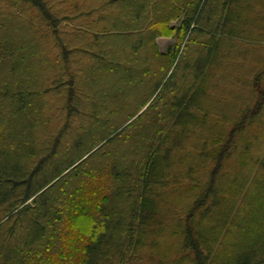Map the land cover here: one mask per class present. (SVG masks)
Here are the masks:
<instances>
[{
  "label": "trees",
  "instance_id": "16d2710c",
  "mask_svg": "<svg viewBox=\"0 0 264 264\" xmlns=\"http://www.w3.org/2000/svg\"><path fill=\"white\" fill-rule=\"evenodd\" d=\"M131 1L134 12L129 14H132L130 21L125 15L115 16L116 20L103 13L100 15V19L107 18L105 22L112 25L103 24L102 34L96 31L93 43L74 40V44L67 36L56 33V47L52 46L55 52L58 50L56 57L63 63L81 54L91 53L99 59V70L106 75L102 74L98 93L101 102L107 101V105L115 108L110 109L111 114L108 112L111 122L102 119L104 115L96 116L92 109L85 110V115L80 116L99 123L89 127L82 123L71 125L73 134L71 128L68 131L65 128L58 137L39 144L33 140L27 148L30 131L34 136L40 130L34 123L38 119L36 109L27 110L33 105L37 91L0 82V264H135L138 259L144 261L146 254L168 253L159 248L164 231L180 240L171 264H264V153H261L262 163L259 159L260 165L256 166L255 161L252 163L254 142L248 141L240 148L242 142L237 139L241 135L239 129L246 133L252 122L259 118V123L264 122L263 90L260 91L262 100L257 99L252 106L244 108L241 126L237 122L228 127L218 126L214 129L213 142H206L199 152L200 159L204 158L199 169H209L207 184L198 182L194 167L176 182L179 189L185 184L184 177L187 184H191V176L192 180L196 179V184L187 187L194 192L190 202L179 203L181 207H178L168 198L166 189L162 193L157 191L174 179L170 169L176 162L183 137L189 135L186 125L198 118V110H192L197 91L208 93V84L201 82L196 91L187 90L188 96L178 95L169 100L168 85L185 55L181 53L178 57L179 45L161 52L157 37L174 35L178 30L179 36L193 33L192 40L193 35L204 31L212 14L218 15L217 26L227 28L231 20L240 16L235 15V10L241 8V0H223L221 6L218 0ZM36 5L42 11L46 7ZM174 19L180 23L172 25ZM117 23L129 28H114ZM233 30L232 22L229 32ZM123 41H126L124 47L121 46ZM84 43L89 48L82 46ZM12 44L10 39L0 44L3 69L19 49ZM152 46L156 48V55L175 63L171 74L164 77L166 82L161 80L155 88L151 80L148 86L146 76L150 69L146 61L138 57L141 49ZM214 46L213 43L208 49H202L194 58L196 80L209 75L210 66L218 59ZM134 66L139 76L134 81L125 80L132 90L140 86L130 93L116 88L112 92L108 76L118 70L131 73L129 70ZM70 76L68 109L76 97L75 77ZM140 76L145 77L144 80L139 79ZM139 80L141 83H135ZM56 84L53 87L65 93L60 90L61 84ZM258 86L261 89L259 82ZM153 93L156 95L151 103L130 121ZM138 94H148V98L136 109L128 108L135 97L142 96H136ZM82 97L87 100V95L82 94ZM23 113L27 114L24 123L32 119L24 132L21 130ZM73 114L78 115V110L71 109L69 116ZM244 119L250 122L244 123ZM69 132L75 136L72 142L69 137H63ZM69 144L74 154L59 157L61 149L68 148ZM37 157L41 161L36 169L31 162ZM54 158L58 160L46 170L44 166ZM105 174L111 179L105 178ZM109 187L111 193L107 190ZM33 196V202L22 207V203ZM118 196L126 202L119 201L115 205L114 198ZM168 200L171 206H165ZM174 209L176 211L172 212ZM24 252L28 263L14 257ZM44 254L47 258L43 260ZM167 256L165 264H170Z\"/></svg>",
  "mask_w": 264,
  "mask_h": 264
},
{
  "label": "rangeland",
  "instance_id": "374dc122",
  "mask_svg": "<svg viewBox=\"0 0 264 264\" xmlns=\"http://www.w3.org/2000/svg\"><path fill=\"white\" fill-rule=\"evenodd\" d=\"M218 1L221 6L223 0ZM36 3L39 5H46L44 11L40 10ZM129 3V0H0V44L2 45V43L8 42L10 39V43L12 42V45L19 48L11 57L10 62L6 63L5 69L2 68L3 65L0 66V82L1 84L7 82L10 84L13 83L14 85H24L26 89L37 91L36 99L33 100V105L27 110L30 111L33 107L36 109L35 112L38 119H35L34 123L37 125L36 128L40 130L39 134L34 136H32V131H30V140L26 142L27 148L30 147L33 140L39 144L40 142L49 141L52 138L58 137L65 128L67 131L71 128L73 134L71 125L82 123L84 126L89 127V125L98 124L99 122L94 123L90 117L88 119V116H80L81 113L85 115V110L90 111L92 109V111H96V116L100 117L104 115L105 118L102 119L111 122L109 120L112 112L110 109L114 110L115 108L107 105V101L101 102L98 93L102 74L106 75L105 72L103 73L99 70V68H101L98 66L99 59H96L90 55V53L81 54L76 57L71 56L66 63H63L57 59L58 56L56 57V54H58V50L55 52V48L52 46L56 47L55 38L57 34L62 37L67 36L68 40L70 39L69 41H73L74 44H76L74 40H86L89 41L88 44H91L90 42L93 43L96 37V31L102 34L103 24L112 25V23L105 22L107 18L100 19V15L102 13L103 15L106 14L108 17H111V20H116L115 16L117 15H125V17L129 19L132 15L129 14L134 12V8ZM240 4L241 8L235 10V15H240L239 18L231 20L227 28L217 26L216 18L218 15L212 14L210 16L211 20H208V25L205 28L206 30L204 29L203 32H197V34L193 35L191 38L192 40H190V36H192L193 33L187 34L186 37H184V35L179 36L178 30L174 35L172 33L169 34L170 36L159 35L157 37L161 52H166L169 49L172 50L175 46L179 45L180 52L178 57L181 53L185 55L180 62V67L178 66V71L176 70V74L168 85L167 97L169 100H174L178 95L182 97L188 96L187 90L196 91L198 83L202 82V85L204 83L208 84V93L201 92V94H199L197 91L198 94L195 95L196 97L192 110H198V118L197 121H190L186 125L189 135L183 137L180 151L176 156V162L173 163L172 169H170L174 173V179L157 190L158 193H162L166 189L167 191L165 193L168 195V198L177 204L178 207H181L179 203H188L193 199L194 192L190 191L187 187L191 186V184H196L195 176L199 183L202 185L207 184L206 180L208 178L209 169L203 167L199 169L200 164H204V158L202 157V159H200L199 152L204 148L206 142H213L212 138L216 135L214 129L223 125L226 127L232 126L235 122L241 126L243 123L242 115L244 113V108L252 106L257 102V99H263V96H260V91L263 90L264 92V0H241ZM210 8L214 11L212 7ZM183 16L182 14V17ZM99 21L101 26L98 24ZM121 21H124V19ZM232 22L234 30L229 32ZM179 23L177 19L171 21L172 25H178ZM115 27L129 28V26L127 27L124 23H117L114 28ZM38 28L44 31V33L39 31ZM145 28H148L147 24ZM121 43V46L124 47L126 41ZM213 43L216 48V50H214V55L215 58L218 57V59L210 66L211 72L209 75H205L202 78L199 76L196 80L194 75V58L201 54L200 51L202 49H208ZM82 46L88 47L87 43L82 44ZM107 47L110 49L109 46H105L104 48ZM92 49L98 50L96 46ZM149 49H141L142 51H140L138 57H140L142 61H146V66L150 69L149 73L152 79L150 74H148V77L146 76L147 84L148 80H151V84L152 82L155 83L153 86L155 88L157 84H160L161 80V82H166L167 79L164 77L171 74L174 70L175 63H168L163 57L156 55L155 46H152L150 49L151 53H149ZM118 71H116L117 75L111 74L108 76L109 87L112 92H114L116 88L117 90L130 93L131 91L134 92L137 87L140 86L138 85L132 90L130 89V84L125 80L132 78L134 81L136 77L139 76L137 67L134 66L129 70L133 72H131L132 74L125 70ZM70 75L75 77L76 86L74 87H76V97L72 99L68 109L69 97L67 96V91L70 90V88L67 86L68 82L70 83L71 81L69 79L71 78ZM144 78L145 77L140 76L139 79L144 80ZM55 82H57V84ZM138 82L141 83L140 80L135 83ZM258 82L261 85V89H259ZM111 83H113V86ZM54 84H61L60 90L65 91V93L57 91V89L53 87ZM148 86L143 88V90L147 89ZM155 93L151 94L144 106L130 121L146 109L157 94ZM82 94L87 95L86 101H84ZM140 95L142 94L136 96ZM144 95L145 94L140 97H135L133 99V104L129 105L128 108L134 110L142 101H146L148 94L146 96ZM262 101L264 102V100ZM37 107L40 108L38 109ZM71 109H77L79 114L69 116V111ZM108 112H110V114ZM25 116H27V114L23 113L22 124L20 123L22 132H24L27 124L32 120L30 119L24 123ZM42 117H44V119H42ZM104 120L102 121L104 122ZM258 120L248 125V132L246 133L243 129H239L241 135L237 138L238 141L242 142L240 143V148L248 143V141L254 142L253 149L255 151L253 155L255 157L252 159V163L256 162V166L260 165L259 159L262 163L261 153H264V122L259 123ZM246 121L247 119H244V123H246ZM36 128L34 129V134ZM220 129H222V127ZM72 134L69 132L63 137H69L68 140L72 142L75 138L74 135L71 136ZM61 150L62 151L59 152V157L64 156V154H68V156L74 154L73 149L70 148V144L68 148L63 147ZM53 160H48L49 163L44 166L46 170H49L58 159L54 158ZM40 161V158H34L31 162L33 163L32 166H35L37 169ZM207 164L209 166L210 162ZM192 167L197 170L196 173H193L195 175V180H192L193 178L191 176L189 180L191 184H187L188 180L184 177L183 182L185 184L178 189L176 182L180 177H183V175L186 176L190 173ZM36 169L34 171H36ZM258 169L259 167L256 168V170ZM30 171L32 172V170ZM104 172L105 171L102 173ZM252 175L254 176V174ZM103 176L107 179H111L107 177V174ZM108 184H110V182ZM159 186H161V184H159L158 187ZM107 190L111 193V187ZM103 193H105V189ZM34 197L35 196L30 197L24 201L22 207L32 203ZM114 199L115 205L118 204L119 201L126 202V200L120 196ZM170 203L171 201L168 200L167 203L165 202V206H171L169 205ZM174 211H176V209L172 212ZM243 237L247 238V235L244 234ZM179 247L180 240L178 241V238L172 237L168 232L164 231L160 235L159 248L166 251L168 250V253L163 254L155 251L153 256L146 254L144 256V261L138 259L135 261V264H165V259H168L167 255H169V262L171 264ZM25 254L27 255V253L24 252V254L18 256L17 253L14 257L20 258L25 263H28V255L25 256ZM3 256H5V252ZM41 258L44 260L47 257L44 254Z\"/></svg>",
  "mask_w": 264,
  "mask_h": 264
}]
</instances>
